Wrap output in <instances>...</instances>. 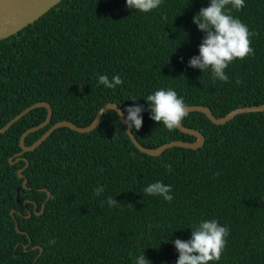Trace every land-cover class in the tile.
Instances as JSON below:
<instances>
[{
	"label": "trees",
	"instance_id": "1",
	"mask_svg": "<svg viewBox=\"0 0 264 264\" xmlns=\"http://www.w3.org/2000/svg\"><path fill=\"white\" fill-rule=\"evenodd\" d=\"M207 6L208 0H163L142 13L125 0H62L0 41V128L48 102L51 123L27 136L30 146L57 122L86 127L108 103L124 112L139 104L143 123L131 130L143 146L158 148L196 139L150 119L144 99L158 88H173L185 105L206 106L217 118L264 104V0L231 9L254 33V54L229 64L227 82L188 66L204 36L193 16ZM100 74H119L123 83L105 88ZM46 118L47 109H34L0 134V264H134L143 251L152 264H175L171 241L189 239L194 224L213 218L230 231L220 260L209 264H264V111L219 125L188 112L182 123L200 131L204 145L152 156L136 148L110 110L95 130L59 128L24 153L27 185L18 193L26 162L10 158L22 151L23 133ZM157 180L172 186L171 202L143 192ZM97 186L104 188L100 195ZM43 189L51 197L36 214L35 205L39 212L47 199ZM108 196L120 204L109 207Z\"/></svg>",
	"mask_w": 264,
	"mask_h": 264
},
{
	"label": "clouds",
	"instance_id": "2",
	"mask_svg": "<svg viewBox=\"0 0 264 264\" xmlns=\"http://www.w3.org/2000/svg\"><path fill=\"white\" fill-rule=\"evenodd\" d=\"M162 2L163 0H125L127 8L142 13L158 9ZM244 5L245 0H208V6L202 7L193 16V23L204 36L199 44V54L188 61L189 67L199 69L202 73L210 70L213 79L227 82L229 77L225 69L229 64L236 59H244L254 54V49L250 46V37L254 33L238 17L230 14L231 9L240 10ZM97 83L105 88L114 89L123 81L119 74L112 75L111 79L106 74H100ZM144 100L150 112V119L169 130L179 127L180 122L187 116L184 98L173 88H158ZM143 111L139 104L130 105L125 109L123 123L128 129L141 128ZM165 168L168 172L172 171L171 164L165 163ZM93 191L95 195H100L104 188L97 186ZM143 192L150 196L159 195L164 201L173 200L172 186L160 180L149 183L143 188ZM106 203L109 207L120 204L112 196L106 198ZM229 231V228L215 218L201 219L192 226L189 239L175 238L171 241L178 252L175 264L218 262L227 243ZM49 244H55V241L49 240ZM134 264H152V261L143 251L135 256Z\"/></svg>",
	"mask_w": 264,
	"mask_h": 264
},
{
	"label": "water",
	"instance_id": "3",
	"mask_svg": "<svg viewBox=\"0 0 264 264\" xmlns=\"http://www.w3.org/2000/svg\"><path fill=\"white\" fill-rule=\"evenodd\" d=\"M61 1L62 0H0V41L18 33L28 25L33 24L34 22L39 20L43 15H45L50 9L58 5ZM37 108L47 109L46 120L35 127L29 128L27 131L23 133V135L20 138V146L22 151L17 154V159L14 162L12 161V158H10L11 163H15L20 159H23L26 162V166L19 169L17 173L19 178L24 179L23 187L17 190L18 193L24 188H26L27 179L25 178L23 172L25 171L26 167L29 165L27 159L22 158L21 156L24 153L35 151L48 137H50L53 134L54 131H56L59 128L66 127L79 133H88L95 130L100 125L104 114L110 110H114L118 114L120 113L121 114L120 118L122 122H123V115H126L124 110L117 103H108L99 110L95 120L91 125L86 127H80L71 121L63 120L51 126L37 141H35L32 145L28 146L25 144V140L27 136L42 128L47 127L52 120L53 108L51 104L45 101H41L27 107L17 116H15L12 120H10L5 126L0 128V134L7 132V130L11 128L16 122H18L29 112ZM186 111L187 113L194 111L202 112L205 115H207V117L214 124L219 125V124L227 123L228 121L234 119L239 114L250 113V112H263L264 104L258 106H247V107L238 108L232 110L226 116L221 118H217L213 114L210 108L202 105H186ZM123 125L132 143L136 146V148L139 149L141 152L152 156L160 155L163 151L171 147H183L187 149L197 150L201 148L205 143V137L200 131L194 128L184 126L181 121L178 127L179 130L185 134L194 136L196 138L194 141L174 140L165 143L159 146L158 148H147L137 140L132 130L128 129L125 123H123ZM42 191L48 192V196L39 212L36 211L37 205H35L36 214H42L44 212L46 207V202L51 197V193L47 189H43ZM18 202H20V198H18ZM14 212L15 211L13 210L11 214L15 219L16 228L19 229L18 221L15 218ZM29 216H31V213H29Z\"/></svg>",
	"mask_w": 264,
	"mask_h": 264
},
{
	"label": "flooded vegetation",
	"instance_id": "4",
	"mask_svg": "<svg viewBox=\"0 0 264 264\" xmlns=\"http://www.w3.org/2000/svg\"><path fill=\"white\" fill-rule=\"evenodd\" d=\"M27 202V201H26ZM15 211V210H14Z\"/></svg>",
	"mask_w": 264,
	"mask_h": 264
},
{
	"label": "rangeland",
	"instance_id": "5",
	"mask_svg": "<svg viewBox=\"0 0 264 264\" xmlns=\"http://www.w3.org/2000/svg\"><path fill=\"white\" fill-rule=\"evenodd\" d=\"M98 128V127H97ZM48 196V195H47Z\"/></svg>",
	"mask_w": 264,
	"mask_h": 264
}]
</instances>
